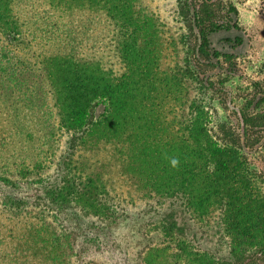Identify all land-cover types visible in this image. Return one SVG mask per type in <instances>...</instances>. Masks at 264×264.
Wrapping results in <instances>:
<instances>
[{"label": "trees", "instance_id": "trees-1", "mask_svg": "<svg viewBox=\"0 0 264 264\" xmlns=\"http://www.w3.org/2000/svg\"><path fill=\"white\" fill-rule=\"evenodd\" d=\"M43 1L61 16H105L116 31L114 50L121 68L80 58L65 46L36 49V37L30 35L18 0H0V79L25 76L26 70L11 73V67L4 65L11 63V56L19 63L27 56L35 57L42 82L50 86L55 131L72 133L61 174L52 181L51 177L39 179L44 194L39 198L49 208L46 216L52 223L34 217V222L17 230L1 226L0 264H67L65 245L71 239V256H78L81 243L97 253L107 248L106 234L121 223L122 214L96 175V167L88 163L106 148L113 151L121 174L137 192L145 197H180L205 216L221 210L233 253L257 250L264 256L262 181L236 144L217 138L212 115L202 101H193L185 114L177 109L183 104V85L176 72L162 67L166 42L158 19L141 0ZM179 6L185 24L196 31L198 58L209 59L211 35L235 26L237 8L230 5L229 15L220 18L211 0L199 6L180 0ZM40 85L33 83L32 92L27 93L38 98L43 91L44 98H39L46 103L45 88ZM100 107L103 112L97 115ZM0 123L4 124L1 116ZM79 152L82 155L74 158ZM173 159L178 163L173 165ZM0 186L5 188L0 205L7 211L17 216L35 206L34 198L13 195L20 182L0 177ZM87 220L93 223L88 226ZM162 226L173 252L156 250L146 264H218L195 251L175 221H163Z\"/></svg>", "mask_w": 264, "mask_h": 264}, {"label": "rangeland", "instance_id": "rangeland-1", "mask_svg": "<svg viewBox=\"0 0 264 264\" xmlns=\"http://www.w3.org/2000/svg\"><path fill=\"white\" fill-rule=\"evenodd\" d=\"M179 1L141 0L162 29L166 42L162 67L176 72L183 85V104L177 109L185 114L193 101H202L212 115L214 134L222 143L236 144L244 152L264 186V0H211L220 18L229 15L230 5L238 13L233 16V28L211 35V57L202 60L196 53V31L183 21ZM189 1L199 6L204 0ZM17 5L29 25L30 35L36 37V49L49 51L65 46L80 58L103 61L116 70L121 68L114 50L116 31L105 16H61L49 10L43 0H18ZM34 58L30 55L19 63L11 56V63L5 61L4 65L11 67V73L26 70L25 76L0 79L1 83L5 81L0 86V116L4 119V124L0 123V177L20 182L14 196L35 199L34 207L17 216L0 205V227L4 226L6 231L23 228L27 222H34V217L42 223H52L46 216L49 208L39 198L44 195L39 179L51 177L52 181L61 174L72 136L63 129L55 131L57 120L48 94L50 86L42 82L43 73ZM33 83L45 88L47 104L39 98H44L43 91L35 93L38 98L29 97L27 92H32ZM102 112L100 107L96 114ZM112 153L106 148L89 158L88 163L92 169L96 167V175L121 211L122 221L106 234L109 243L102 253L91 248L88 251L81 243L77 244L78 256H71L69 244H73V239L69 240L65 245L67 264H146L145 259L156 250L168 249L172 253L174 245L163 234V221H175L195 251L218 264H264V256L257 250L243 255L233 253L221 210L215 209L205 216L196 213L180 197L143 196L121 174ZM80 155L81 152L74 158ZM38 161L43 162L38 165ZM4 190L0 186V203ZM15 216L16 220L11 222ZM87 222L88 226L93 223Z\"/></svg>", "mask_w": 264, "mask_h": 264}, {"label": "clouds", "instance_id": "clouds-1", "mask_svg": "<svg viewBox=\"0 0 264 264\" xmlns=\"http://www.w3.org/2000/svg\"><path fill=\"white\" fill-rule=\"evenodd\" d=\"M177 163H178V161H176L175 159L172 160V164H173V165H175V164H177Z\"/></svg>", "mask_w": 264, "mask_h": 264}]
</instances>
